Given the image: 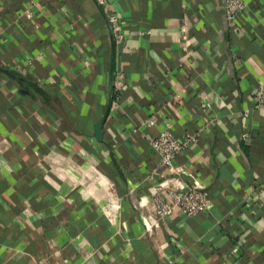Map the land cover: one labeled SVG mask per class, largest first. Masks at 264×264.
<instances>
[{"label":"crops","instance_id":"crops-1","mask_svg":"<svg viewBox=\"0 0 264 264\" xmlns=\"http://www.w3.org/2000/svg\"><path fill=\"white\" fill-rule=\"evenodd\" d=\"M245 2L231 28L224 0H0V264H264V0ZM168 124L199 134L175 164L211 203L156 225L138 199Z\"/></svg>","mask_w":264,"mask_h":264},{"label":"built area","instance_id":"built-area-1","mask_svg":"<svg viewBox=\"0 0 264 264\" xmlns=\"http://www.w3.org/2000/svg\"><path fill=\"white\" fill-rule=\"evenodd\" d=\"M96 1L99 5L108 7V0ZM246 9L245 0H224L225 18L231 28L236 27L238 16ZM107 12L108 24L116 40L120 42L125 37L124 23L110 10ZM182 33L183 40H187L185 26H182ZM184 49L186 50V46ZM118 80L119 78L115 82L116 94L120 92ZM254 100L256 107L262 106L264 90L258 92ZM146 124L148 127L154 126L155 117L149 118ZM246 137V134L242 135L243 139ZM198 140V133L186 132L181 137L176 136L170 124L151 140V147L159 157L152 176L158 177L159 180L154 184L149 198H139L138 202L154 218V224L166 222L177 210L184 215L193 216L210 209V194L197 176L189 173L183 166L175 164L178 156ZM107 212L110 213L112 210ZM154 224L147 227L150 233Z\"/></svg>","mask_w":264,"mask_h":264},{"label":"water","instance_id":"water-1","mask_svg":"<svg viewBox=\"0 0 264 264\" xmlns=\"http://www.w3.org/2000/svg\"><path fill=\"white\" fill-rule=\"evenodd\" d=\"M6 72L7 73H9V71L8 70H6ZM102 130H101V125L99 124V126L97 127V129H96V135L98 136V137H101L102 136Z\"/></svg>","mask_w":264,"mask_h":264},{"label":"trees","instance_id":"trees-1","mask_svg":"<svg viewBox=\"0 0 264 264\" xmlns=\"http://www.w3.org/2000/svg\"><path fill=\"white\" fill-rule=\"evenodd\" d=\"M38 89V88H37ZM23 91V90H22Z\"/></svg>","mask_w":264,"mask_h":264},{"label":"bare ground","instance_id":"bare-ground-1","mask_svg":"<svg viewBox=\"0 0 264 264\" xmlns=\"http://www.w3.org/2000/svg\"><path fill=\"white\" fill-rule=\"evenodd\" d=\"M107 187V186H106Z\"/></svg>","mask_w":264,"mask_h":264}]
</instances>
